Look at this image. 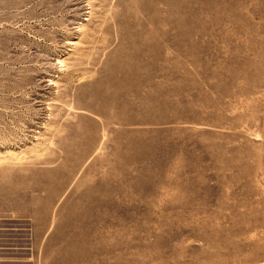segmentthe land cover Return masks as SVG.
I'll list each match as a JSON object with an SVG mask.
<instances>
[{
  "label": "rangeland",
  "instance_id": "374dc122",
  "mask_svg": "<svg viewBox=\"0 0 264 264\" xmlns=\"http://www.w3.org/2000/svg\"><path fill=\"white\" fill-rule=\"evenodd\" d=\"M125 167L150 170L129 178L151 206L44 203ZM18 216L69 244L45 264H264V0H0V218Z\"/></svg>",
  "mask_w": 264,
  "mask_h": 264
},
{
  "label": "crops",
  "instance_id": "0c3cea01",
  "mask_svg": "<svg viewBox=\"0 0 264 264\" xmlns=\"http://www.w3.org/2000/svg\"><path fill=\"white\" fill-rule=\"evenodd\" d=\"M121 170L127 177L117 184L76 190L73 198L46 199L44 203L49 206H56L59 201H64V205L67 206L129 208L151 206L153 204L151 184L145 182L144 178L141 182H135V178H129L130 175H147L150 170L147 173L146 169L137 170L134 167H125ZM86 199H93L96 202L89 203ZM34 228L28 216H18L17 219L10 221L0 218V264H45L46 255L71 253L65 238L57 237L55 230H50L49 227L42 232H37ZM62 239L63 241H60ZM51 263L55 264L54 260H51Z\"/></svg>",
  "mask_w": 264,
  "mask_h": 264
}]
</instances>
